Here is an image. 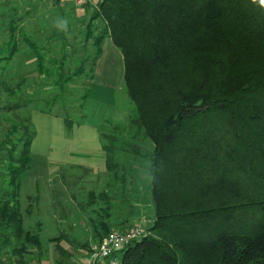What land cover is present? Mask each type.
<instances>
[{
  "label": "trees",
  "instance_id": "1",
  "mask_svg": "<svg viewBox=\"0 0 264 264\" xmlns=\"http://www.w3.org/2000/svg\"><path fill=\"white\" fill-rule=\"evenodd\" d=\"M83 6H93L85 29L93 62L110 37L123 56L124 85L134 105L128 129L152 145L142 153L100 128L101 140L107 139L106 173L125 180L115 153L122 149L146 156L147 175L154 176L149 234L123 251L122 264H264V8L253 0H97ZM97 18L102 26L95 33ZM18 28L11 19L0 60L13 57ZM20 39L40 74L55 72L60 92L83 72L79 65L64 74L57 58L50 68L37 41ZM6 80L0 109L12 110L18 104L1 97V89L14 95ZM91 93L84 91L80 109ZM43 111L61 116L66 132L71 130L69 113ZM34 134L28 117L0 141L8 176L0 194V246L13 245L16 264L26 263L27 243L39 246L38 236L23 226L19 204V176L36 157L30 151ZM100 198L104 205L90 220L91 240L110 231L111 201L105 193ZM91 240L81 247L88 249Z\"/></svg>",
  "mask_w": 264,
  "mask_h": 264
},
{
  "label": "rangeland",
  "instance_id": "2",
  "mask_svg": "<svg viewBox=\"0 0 264 264\" xmlns=\"http://www.w3.org/2000/svg\"><path fill=\"white\" fill-rule=\"evenodd\" d=\"M92 12L93 6H73L69 0H0V51L3 45L5 49L0 57L6 53L8 23L13 19L19 27L16 33L19 46L13 57L0 60V85L1 79L5 81L6 77L8 88L14 90L10 97L1 89V97L18 104L12 110L0 109V141L5 139L12 125L26 122L32 109L69 113L72 120L86 117L97 120L87 111L88 106H84L85 112L79 113L81 96L91 83V68L95 64L92 40L85 36ZM61 20L67 21L66 30L58 27ZM93 26L92 31L96 33L102 26L99 18L94 20ZM23 35H29L43 47L47 65H50L48 60L57 58L64 64V74L70 75L79 65L83 72L75 75L60 92L53 81L55 72L46 76L37 71L33 52L24 39H20ZM104 45L109 47L106 50V71L90 87L93 86L96 98L107 88L115 95L116 102L112 110L105 109L100 125L102 132L115 133L118 143L129 141L142 153H148L152 148L150 141L142 134L132 136L133 130L128 129L134 105L124 85V70L120 75L123 66L120 50L108 46L107 42ZM103 142H107L105 136ZM115 153L117 162L126 168L125 171L120 166L118 169L120 175L127 173L124 181L113 178L110 173H93L79 167H61L52 171L40 156H36L20 174L19 204L23 226L39 238V246L27 243L26 250H23L27 264H81L87 251L81 245L93 236L90 220L97 218L95 211L104 205L100 198L103 193L111 201L110 231L130 226L146 230L154 215L147 175L148 158L122 149H116ZM6 164L4 152L0 151V194L7 188Z\"/></svg>",
  "mask_w": 264,
  "mask_h": 264
},
{
  "label": "crops",
  "instance_id": "3",
  "mask_svg": "<svg viewBox=\"0 0 264 264\" xmlns=\"http://www.w3.org/2000/svg\"><path fill=\"white\" fill-rule=\"evenodd\" d=\"M106 42L108 46H115L110 37H105L101 44V54L97 57L92 70L91 83L106 71V50L109 48L104 45ZM2 49L1 55L5 52L4 45ZM120 56L123 65L120 73L122 76L124 64L121 52ZM51 61L52 59L48 60V63L51 64ZM45 64L47 65L46 56ZM91 83L90 85H92ZM90 85L88 88L91 89L92 93L85 99L79 113L85 112L83 108L88 106L87 111H90L91 116L97 117V120L87 117L84 120L73 119L71 130L66 132L61 116L40 109H32L30 112V119L35 130L30 143V151L32 155L42 157L49 170L55 171L61 167H79L88 169L93 173L105 172V152L102 148L100 125L104 120L105 109H113L116 102L114 100L115 95L113 96V93L106 88L99 92V95L97 94L98 99L96 95L94 96L96 92L93 90V86L90 87ZM90 230L93 231L92 223ZM92 237L89 236L88 241ZM12 247L13 245L10 244L5 247L0 246V264H13L10 258Z\"/></svg>",
  "mask_w": 264,
  "mask_h": 264
},
{
  "label": "built area",
  "instance_id": "4",
  "mask_svg": "<svg viewBox=\"0 0 264 264\" xmlns=\"http://www.w3.org/2000/svg\"><path fill=\"white\" fill-rule=\"evenodd\" d=\"M64 1V0H63ZM74 6L88 1L94 4L97 0H69ZM149 234L138 226H130L124 230H112L99 240H91L81 264H122L123 251L134 241Z\"/></svg>",
  "mask_w": 264,
  "mask_h": 264
},
{
  "label": "clouds",
  "instance_id": "5",
  "mask_svg": "<svg viewBox=\"0 0 264 264\" xmlns=\"http://www.w3.org/2000/svg\"><path fill=\"white\" fill-rule=\"evenodd\" d=\"M253 3H258L261 8H264V0H253ZM58 27L61 30H66L67 29V21L61 20L58 21ZM154 176L151 174L150 177L148 178L149 181L153 180Z\"/></svg>",
  "mask_w": 264,
  "mask_h": 264
}]
</instances>
